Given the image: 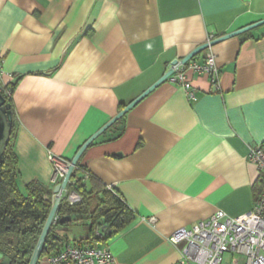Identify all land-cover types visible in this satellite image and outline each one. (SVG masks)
Instances as JSON below:
<instances>
[{
    "label": "crops",
    "instance_id": "obj_1",
    "mask_svg": "<svg viewBox=\"0 0 264 264\" xmlns=\"http://www.w3.org/2000/svg\"><path fill=\"white\" fill-rule=\"evenodd\" d=\"M263 19L264 0H0L1 82L13 86L20 193L33 181L53 187L49 154L69 163L174 60L210 35ZM209 53L218 90L188 71L191 102L166 80L84 152L92 179L135 213L128 228L97 245L110 249L114 264H176L173 233L217 211L241 219L256 202L249 153L264 142V25L191 62ZM120 129L117 140L102 142Z\"/></svg>",
    "mask_w": 264,
    "mask_h": 264
},
{
    "label": "trees",
    "instance_id": "obj_2",
    "mask_svg": "<svg viewBox=\"0 0 264 264\" xmlns=\"http://www.w3.org/2000/svg\"><path fill=\"white\" fill-rule=\"evenodd\" d=\"M12 87V85L5 86L10 93ZM0 95L5 99V104L12 115L11 134L0 165V249L15 259H23L27 262L51 210L53 187H45L39 182L33 181L25 186V194L20 193L16 184L18 161L14 153V112L10 96ZM123 118L124 116L94 140L91 145L99 139H104L105 134L115 129ZM121 135L122 129L116 130L114 135L102 142L117 140ZM259 149L264 154V142L259 146ZM83 155L71 174L68 187L69 190L78 193L82 200L74 206H69L65 201L59 203L56 211L58 219L46 236L45 251L42 253L41 259L57 251L63 243L69 242L67 239L63 243L60 242L57 229L73 221V217L76 220L87 221L88 229L87 235L83 239L74 240V242H86L91 245L106 242L135 221V213L118 193L92 179L89 171L81 164ZM84 176H87V182L83 180ZM252 189L256 201L264 192V174L257 177ZM102 227L108 228L110 233L99 238L94 235V231Z\"/></svg>",
    "mask_w": 264,
    "mask_h": 264
},
{
    "label": "built area",
    "instance_id": "obj_3",
    "mask_svg": "<svg viewBox=\"0 0 264 264\" xmlns=\"http://www.w3.org/2000/svg\"><path fill=\"white\" fill-rule=\"evenodd\" d=\"M210 35L207 42L213 40ZM172 74L167 81L181 87L187 99L196 100L195 91L187 72L192 71L204 75L212 87L218 90L219 71L212 53L205 56L204 62L198 64L188 61L182 64L180 61L172 66ZM2 62L0 59V94L9 97L10 92L1 82ZM250 162L255 166L257 176L264 174V154L256 147L250 150ZM49 160L53 164V187L60 186L67 171V162L49 154ZM84 181L87 176H84ZM70 180L64 189L53 193L61 201L69 206L79 204L81 196L75 191L69 190ZM110 189V187H107ZM58 217L55 214L52 225ZM106 228H97L94 235L104 237ZM169 242L180 248V259L176 264H222L225 254L237 255L230 264H264V192L258 197L253 208L241 219L230 218L222 211L215 212L207 220L199 221L190 229H179L173 233ZM48 264H114L113 254L107 246L91 245L89 243L65 242L57 250L46 257Z\"/></svg>",
    "mask_w": 264,
    "mask_h": 264
},
{
    "label": "water",
    "instance_id": "obj_4",
    "mask_svg": "<svg viewBox=\"0 0 264 264\" xmlns=\"http://www.w3.org/2000/svg\"><path fill=\"white\" fill-rule=\"evenodd\" d=\"M264 25V19L261 21H258L256 23H253L247 27H244L238 31H235L233 33L218 37L210 42L204 43L198 47H196L193 51H191L184 59H182L180 62L182 64L187 63L188 61L195 58L197 55L202 53L203 51L210 49L211 47L215 46L216 44L223 42L227 39H230L232 37L238 36L240 34H243L245 32H248L250 30H253L255 28H258L260 26ZM177 63V60H174L172 63V66H174ZM172 67L170 70L161 77L156 83H154L151 87H149L146 91H144L141 95H139L136 99H134L131 103L124 106V108L119 111L110 121H108L103 127H101L98 131H96L91 137H89L77 150L74 157L71 159V161L68 164L67 171L65 173V177L61 183L60 186H56L53 189V193L56 194L61 189H64L70 180L71 174L76 167L79 159L83 155V153L86 151V149L96 140L101 134H103L108 128H110L114 123H116L118 120H120L123 116H125L135 105H137L141 100H143L153 89H155L159 84L166 81L167 78L172 74ZM11 128H12V115L9 111L8 106L5 104V99L0 95V165H1V159L2 155L6 149L10 134H11ZM59 205V199L55 197L51 210L48 214V217L45 221V224L42 228V231L40 233V236L35 244V247L32 251V254L25 264H40L41 262V255L45 251V239L46 236L52 226L53 217L56 214L57 208ZM68 222V220H67ZM63 223V221H61ZM110 230L107 228L104 232L105 235H109ZM0 264H10V260L5 257V254L0 251ZM21 264V263H19Z\"/></svg>",
    "mask_w": 264,
    "mask_h": 264
},
{
    "label": "rangeland",
    "instance_id": "obj_5",
    "mask_svg": "<svg viewBox=\"0 0 264 264\" xmlns=\"http://www.w3.org/2000/svg\"><path fill=\"white\" fill-rule=\"evenodd\" d=\"M87 230V221L76 220V218L73 217V221L57 229V234L61 243L65 242L66 239L69 242H73L74 240L84 238L87 235ZM236 258H238V256L235 254L233 257L231 254H225L222 258V264H230L232 260Z\"/></svg>",
    "mask_w": 264,
    "mask_h": 264
},
{
    "label": "flooded vegetation",
    "instance_id": "obj_6",
    "mask_svg": "<svg viewBox=\"0 0 264 264\" xmlns=\"http://www.w3.org/2000/svg\"><path fill=\"white\" fill-rule=\"evenodd\" d=\"M0 251L3 252L5 254V257L10 260V264H19V263L25 264L26 263V261L23 260V259L22 260L15 259L13 256H11L10 254H8L7 252H5V251H3L1 249H0Z\"/></svg>",
    "mask_w": 264,
    "mask_h": 264
}]
</instances>
